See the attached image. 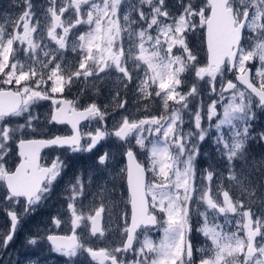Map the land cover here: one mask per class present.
Listing matches in <instances>:
<instances>
[{"label":"rangeland","instance_id":"374dc122","mask_svg":"<svg viewBox=\"0 0 264 264\" xmlns=\"http://www.w3.org/2000/svg\"><path fill=\"white\" fill-rule=\"evenodd\" d=\"M154 1L0 0V88L24 100L0 118V264H264V105L235 82L249 67L264 89V0H238L255 17L232 70L208 66L203 41L187 37L188 26H204L186 0L167 3L177 17L161 23L162 34L148 30L153 18L143 26ZM157 1L161 20L171 8ZM70 95L95 114L80 146L46 153L52 172L26 205L3 189V176L19 139L64 130L51 112ZM126 149L146 168L158 223L123 249ZM95 212L104 215L100 233ZM49 233L80 243L55 248Z\"/></svg>","mask_w":264,"mask_h":264},{"label":"water","instance_id":"95a60500","mask_svg":"<svg viewBox=\"0 0 264 264\" xmlns=\"http://www.w3.org/2000/svg\"><path fill=\"white\" fill-rule=\"evenodd\" d=\"M210 11L205 20L206 60L208 65L218 70L227 59L229 68L234 67L238 44L241 38V24L234 25L232 9L227 7L228 0H206ZM235 79L246 90L250 91L264 105V89L258 88L251 81L250 69H245ZM232 85L228 84L226 89ZM23 103L20 92L14 89H0V116H10L18 111ZM70 111V112H69ZM94 111L90 108L75 109L70 100H62L52 112V120L57 124H68L72 133L66 136H54L49 139H26L18 142L21 159L15 169L4 176V182L10 195L24 198L26 205L39 194L44 182L49 177L50 168L40 166L41 153L48 147H73L82 142L80 126ZM125 185L129 195V221L123 240V249L132 247L135 232L140 227L154 228L157 224L156 215L149 211L146 194L147 173L145 167L137 159L133 150L124 153ZM104 215L95 212L92 217L93 233H100L103 228ZM255 233V232H254ZM253 235V234H252ZM251 235V236H252ZM47 242L56 248L71 249L79 245L80 239L75 234L49 233ZM252 252V247L250 248ZM186 252L189 253L187 244Z\"/></svg>","mask_w":264,"mask_h":264},{"label":"flooded vegetation","instance_id":"af4514ba","mask_svg":"<svg viewBox=\"0 0 264 264\" xmlns=\"http://www.w3.org/2000/svg\"><path fill=\"white\" fill-rule=\"evenodd\" d=\"M170 1L171 0H164V3L167 4ZM186 1L190 2V4H192L191 7H190V10H189V13H188L189 16L192 18V22H193L194 16H197V17L202 16V18H203V26H204L203 29H201V30H199L198 28H191V27L188 26L186 35H187L188 38H197L199 40H202L203 43H204V38H205V24H204V21L209 15L210 8H209L206 0H205V4H202V5H200L198 3H195L194 0H186ZM239 1H244V0H239ZM239 1L238 0H234V2L232 4L231 0H229L228 4H227L232 9V13H233V17H234V25L236 26L237 24H241V38H240V42L238 44V49H239V45L241 44L242 40L244 39V35L246 33L247 27L249 26L250 22L252 21L253 16L255 17V9L251 5H244L243 3H240ZM177 2H178V0H177ZM158 3L160 5H162L163 1H157L156 0L153 3L146 4L143 7V9H142V16H144V18H145V19L144 18L142 19V25L144 26L145 25L144 22H147L150 18H153L155 23H152V21H151L152 24H151V26H149L148 30L150 32H154L156 35L162 34V33L159 32V27L163 24L162 23L163 21L167 20L168 22H171L172 20H175L176 17H177L176 12H175L176 11L175 10L176 7H172V6L167 4L166 6L170 7L171 11H168L167 16L160 20V18H158V16L156 15L158 13V11L151 10L153 7L150 5V4H158ZM235 9H238L239 11L237 12ZM159 12H161V11H159ZM168 34H170L169 28L167 29V33H165V36L168 35ZM203 54L205 55L204 58L206 59L205 44L203 45ZM247 68H249V67H246L245 69H247ZM250 76H251V69H250ZM251 81H252V79H251ZM256 86H258V85H256ZM0 89H4V88H0ZM62 100H70L71 107H73L75 109H81V108H78V107L75 106V104H74V101H75L74 95L62 97L60 103L62 102ZM59 104H58V106H59ZM58 106L55 107L54 109H57ZM85 108H88V107H84L82 109H85ZM52 111H53V109H52ZM8 117H10V116H8ZM0 118H6V117L5 116H0ZM53 123L56 126H58V127H64V130H61L60 132H55L52 135H47V134L46 135L45 134L44 135H36L35 133H33V134H30L28 137H23V138H21V139H19L17 141V146H16L17 147V155H16L17 161H16V164L14 166V169H15V167L17 166V164L19 163V161L21 159V155H20V152H19V149H18V142L19 141L26 140V139L53 138L54 136H57V135L58 136H66V135L71 134V132H72L71 131V127L68 124H57L55 122H53ZM83 124H84V122L80 126V134L82 136V139H83V134H82V129L81 128H82ZM76 147H78V146H76ZM66 148H73V147H57V146H53V147L46 148L41 153V157H40L41 164H40V166L41 167L45 166V167H49L50 168L49 177H50V174L52 172L53 167L50 165V163L48 161L45 160L46 153L48 151L65 150ZM8 172H11V171H8ZM8 172H6V173H8ZM46 182H45V184H46ZM2 185H3V189H5L6 192H8L6 187H5L4 176H3ZM44 185H43V187H44ZM43 187H42V189H43ZM157 220H158V218H157ZM156 226H157V224H156ZM156 226L154 228H156ZM185 240H186L185 241V246L187 247V244H188V246L190 248V242H189L188 238H186ZM189 253H190V251H189ZM189 253H187V254H189Z\"/></svg>","mask_w":264,"mask_h":264},{"label":"trees","instance_id":"16d2710c","mask_svg":"<svg viewBox=\"0 0 264 264\" xmlns=\"http://www.w3.org/2000/svg\"><path fill=\"white\" fill-rule=\"evenodd\" d=\"M153 23H154V21H153ZM30 236H32V230H30L29 234L26 236L24 233H20V236L18 237L17 241L20 243L26 242L27 241L26 239H28Z\"/></svg>","mask_w":264,"mask_h":264}]
</instances>
